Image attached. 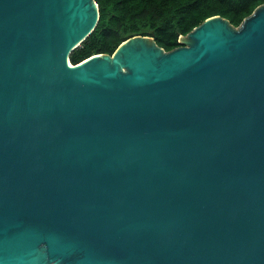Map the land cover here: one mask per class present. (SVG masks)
<instances>
[{
  "label": "water",
  "instance_id": "1",
  "mask_svg": "<svg viewBox=\"0 0 264 264\" xmlns=\"http://www.w3.org/2000/svg\"><path fill=\"white\" fill-rule=\"evenodd\" d=\"M97 0H0V264H264V4L78 63Z\"/></svg>",
  "mask_w": 264,
  "mask_h": 264
},
{
  "label": "trees",
  "instance_id": "2",
  "mask_svg": "<svg viewBox=\"0 0 264 264\" xmlns=\"http://www.w3.org/2000/svg\"><path fill=\"white\" fill-rule=\"evenodd\" d=\"M100 21L92 34L71 53L78 63L97 53L112 54L135 35L153 36L166 50L182 45L207 18L221 15L239 26L264 0H97Z\"/></svg>",
  "mask_w": 264,
  "mask_h": 264
}]
</instances>
